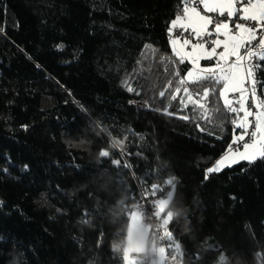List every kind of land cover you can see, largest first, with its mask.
<instances>
[{"label":"trees","instance_id":"obj_1","mask_svg":"<svg viewBox=\"0 0 264 264\" xmlns=\"http://www.w3.org/2000/svg\"><path fill=\"white\" fill-rule=\"evenodd\" d=\"M183 4L0 0V264H125L141 190L172 175L179 182L167 208L187 209L190 221L170 211L181 264H217L221 255L264 264V160L205 180L239 130L234 114L195 119L179 97L158 95L172 79L160 56L173 55L168 29ZM253 62L264 100V61ZM178 67L183 76L191 64ZM218 103L210 95L209 109Z\"/></svg>","mask_w":264,"mask_h":264},{"label":"snow or ice","instance_id":"obj_2","mask_svg":"<svg viewBox=\"0 0 264 264\" xmlns=\"http://www.w3.org/2000/svg\"><path fill=\"white\" fill-rule=\"evenodd\" d=\"M207 13H215L217 17L226 16V19H214ZM177 28L188 32L189 36L177 38L174 35ZM168 31L173 34L170 40L173 55H161L160 60L173 65L170 73L172 79L168 81L166 89L159 91V97L164 98L166 92L171 101H176L179 97L181 109H188L191 105L195 119L212 122L214 113L234 114L231 123L242 130L234 136L227 151L214 166L207 168L205 180L210 174L219 173L223 168L232 167L241 161L253 164L257 160H264V100L256 92V72L261 64L253 63L254 58L264 61V0H184L182 14L171 21ZM207 37L213 38L206 39ZM254 41L257 42L256 45L253 44ZM144 48L153 54L158 52L149 44H145ZM219 49L222 50L218 51ZM141 55L145 56V53L142 52ZM201 60L214 61V64L201 66ZM185 62L190 63L191 68L181 76L178 65ZM123 84L128 92H136L127 79ZM191 84L197 85V89H190ZM249 94L252 108L247 103ZM210 95H215L218 101H222V104L218 103L211 110L208 106ZM179 118L190 119L189 115ZM200 130L204 131L203 128ZM121 145L122 141L116 140L112 146ZM99 155L101 158L110 157L109 151L104 149ZM111 162L114 165L121 163L119 159ZM165 185L171 186L166 198H159L164 196V189L155 183L146 190L143 197L146 202L151 198L158 217L162 216L163 206L171 200L174 192L171 180L166 181ZM137 215L132 214L134 220ZM163 224L169 230L171 245L178 250L179 245L171 239L167 217L163 218Z\"/></svg>","mask_w":264,"mask_h":264},{"label":"built area","instance_id":"obj_3","mask_svg":"<svg viewBox=\"0 0 264 264\" xmlns=\"http://www.w3.org/2000/svg\"><path fill=\"white\" fill-rule=\"evenodd\" d=\"M212 16L214 17V19L215 18H218L219 20L226 19V16L217 17V14L215 13H213ZM174 34L183 37L189 36L188 32H182V30L179 28H177L174 31ZM212 38L213 37H207L206 39H212ZM253 44L256 45L257 42L254 41ZM137 105H141V104L137 103ZM159 187H163L164 189V196H161L159 198L165 197L171 188V186H166L165 184ZM145 194L146 191L141 190V195L133 206V211H137L139 213L142 224L145 227H148L149 229L147 250L134 254V257L137 259V264H154V260L157 257L156 249L160 244H164L166 248V263L180 264L181 254L177 251V249L174 246L171 245L172 242H170V234L166 232L165 228L161 224L160 218L156 216V209L153 207L154 202L151 203V198L147 202L143 199ZM153 225H158V226L153 227ZM171 239H172V235H171Z\"/></svg>","mask_w":264,"mask_h":264},{"label":"rangeland","instance_id":"obj_4","mask_svg":"<svg viewBox=\"0 0 264 264\" xmlns=\"http://www.w3.org/2000/svg\"><path fill=\"white\" fill-rule=\"evenodd\" d=\"M201 9H202V8H201ZM207 14H208V15H212L213 13H207ZM210 30H211V26H210ZM172 35H173V34H171V36H170L171 38H172ZM176 37H177V36H176ZM177 38H179V37H177ZM170 40H171V39H170ZM188 50H190V48H189ZM220 50H222V49H219L218 51H220ZM202 61H203V60L200 61L201 66H212V65L214 64V63H213V64H206V65H205V64L202 63ZM253 63H254V62H253ZM246 86H247V85H246ZM256 92H257V89H256ZM231 95H232V94H230V98H231ZM235 95L238 96V94H235ZM257 95H258V92H257ZM258 96H259V95H258ZM247 103H248V107L252 108L253 103H252V99H251L250 94H249V97H248V101H247ZM253 110H255V109L253 108ZM241 115H242V113H241ZM250 119H251V118H250ZM241 131H242V130L239 129L238 132L234 134V136H235L236 134H239ZM233 139H234V137H233ZM224 154H225V153H223L221 156H223ZM221 156H220V157H221ZM220 157H218L216 160H214V161L212 162V164H211L209 167L214 166L215 162H216L218 159H220ZM209 167H208V168H209ZM223 169H224V168H223ZM164 198H166V197H163V198H161V199H164ZM166 207H167V206H163L162 216H160L161 219H162V223H161V224L163 225L164 228H165V226H164V224H163V218L167 217V218L169 219V221H170L171 216H172V214H171L170 211H168V214H167V215H163V213H164ZM137 214H138V213H137ZM137 218H138V221H139V222H138V224H136V225L134 226V232H135V233L131 236L130 241H127V240H128V234H127V240H126L125 251H124L125 264H136V260H135L133 254H132V251L135 250V248L137 249V248L141 245V243L144 245V248H145L144 251L147 250V246H148V238H149V229H148V227H145V226L142 224L139 214H138ZM165 230H166V232L169 233V230H168V229L165 228ZM144 233H145V240H144V242H143V240L141 239V237L144 236ZM147 233H148V234H147ZM175 244H178V243H175ZM178 245H179V244H178ZM178 251L181 253L180 246H179ZM156 253H157V257H156L155 260H154V264H167V263H166V248H165V245H164V244H160V245L158 246V248L156 249ZM180 264H181V263H180Z\"/></svg>","mask_w":264,"mask_h":264},{"label":"clouds","instance_id":"obj_5","mask_svg":"<svg viewBox=\"0 0 264 264\" xmlns=\"http://www.w3.org/2000/svg\"><path fill=\"white\" fill-rule=\"evenodd\" d=\"M167 181L171 180L173 186L175 187V183L179 182V177L172 175L166 178ZM169 205H171V201H169ZM166 211H172L173 213V220L174 221H179L181 218H183L184 220V226L187 227L190 224V221L187 218V209H183V210H174L171 206H169ZM158 225H153V227H157ZM217 264H228V260L227 257H225L224 255H221L218 258Z\"/></svg>","mask_w":264,"mask_h":264},{"label":"crops","instance_id":"obj_6","mask_svg":"<svg viewBox=\"0 0 264 264\" xmlns=\"http://www.w3.org/2000/svg\"><path fill=\"white\" fill-rule=\"evenodd\" d=\"M201 8H202V6H201ZM258 36H259V33H258ZM177 37H178V36H177ZM168 204H169V202L167 203L166 206H168ZM166 209H167V207H166ZM166 209H165L163 215H167V214H168V211H166ZM133 213H138V212H137V211H132V213H131V215H130V220H129V225H128V240H127V241H130L131 236L135 233V232H134V226H135L136 224H138V222H139L137 217H136L135 220L133 219V217H132V214H133ZM138 214H139V213H138ZM137 216H138V215H137ZM159 218H160L161 223H162V219H161L160 216H159ZM147 234H148V233H147ZM141 239H142L143 242H144V240H145V233H144V236L141 237ZM144 249H145V248H144V245L141 243V245H140L137 249L135 248V250L132 251L133 256H134L135 253L143 252ZM134 258H135V257H134ZM135 260H136V258H135Z\"/></svg>","mask_w":264,"mask_h":264}]
</instances>
